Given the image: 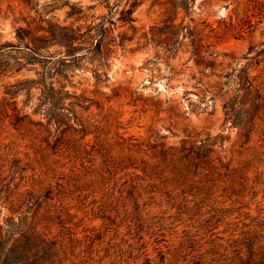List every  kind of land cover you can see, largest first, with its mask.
<instances>
[{"label": "rangeland", "instance_id": "obj_1", "mask_svg": "<svg viewBox=\"0 0 264 264\" xmlns=\"http://www.w3.org/2000/svg\"><path fill=\"white\" fill-rule=\"evenodd\" d=\"M182 1L189 9L176 14ZM126 5L0 0V225L30 217L40 197L50 237L91 263L160 264L257 214L251 194L233 204L223 182L209 190L208 171L175 179L161 152L210 137L216 165L264 171L260 132L247 140L226 108L247 74L264 96V0H143L130 23L119 19ZM103 16L114 21L110 53L76 63L60 44L65 28ZM172 23L176 47L163 32ZM49 71L64 90L57 106L44 93Z\"/></svg>", "mask_w": 264, "mask_h": 264}, {"label": "trees", "instance_id": "obj_2", "mask_svg": "<svg viewBox=\"0 0 264 264\" xmlns=\"http://www.w3.org/2000/svg\"><path fill=\"white\" fill-rule=\"evenodd\" d=\"M99 1L105 2L111 10L118 8L120 3V0ZM142 1L128 0V5L119 12V19L133 22V13ZM189 4V1L174 3L173 9L178 14L181 6L188 10ZM175 19L176 16L173 20ZM110 24L114 25L113 18L103 16L98 23H92L84 31L81 27H66L60 44L66 47L67 54L73 56L76 63L86 55L105 58L110 53V49L105 47V41L112 32ZM176 29L177 25L172 23L163 31L173 47L178 45V39H174ZM201 45L199 40L197 48ZM80 50L85 52L78 54ZM57 74L49 71V75L42 78L45 96L52 106L59 105V95L64 91L63 87L56 88L53 84ZM253 89L260 92L250 75L241 77L237 95L227 103V114L232 123L242 131L246 130L243 134L247 140L252 137V133L260 132V140L264 141V96L260 92L256 97H250ZM214 144L215 141L210 137L186 138L180 146L162 150L161 158L171 167L170 173L173 177L184 182L193 181L201 169L208 171V181L212 180L208 186L209 190L223 182L224 190L231 193L229 198L235 197L233 204L240 203L241 199L251 194V199L257 202V214L249 215L250 222H245L239 233H231L228 238L219 237L220 241L212 239L207 249H170L161 256L160 264H264V171L259 170L257 166L252 178L249 167H232L231 162L227 165H216L212 148ZM223 169L225 172H222ZM260 195L261 199H258ZM42 205V200L37 197L26 210L31 213L30 217L24 213L25 216L20 218L17 225H0V264H67L68 261V264H77L72 258L79 259L81 264H105L103 259L91 263V255L90 259H85L81 257V253L76 254V249H68L64 242L51 238L46 225L43 224L45 214L41 213ZM230 210L232 208L226 209ZM72 240L71 238L70 241Z\"/></svg>", "mask_w": 264, "mask_h": 264}]
</instances>
